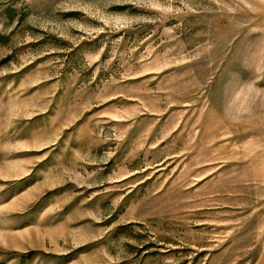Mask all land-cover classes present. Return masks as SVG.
<instances>
[{
    "label": "rangeland",
    "instance_id": "obj_1",
    "mask_svg": "<svg viewBox=\"0 0 264 264\" xmlns=\"http://www.w3.org/2000/svg\"><path fill=\"white\" fill-rule=\"evenodd\" d=\"M0 264H264V0H0Z\"/></svg>",
    "mask_w": 264,
    "mask_h": 264
}]
</instances>
